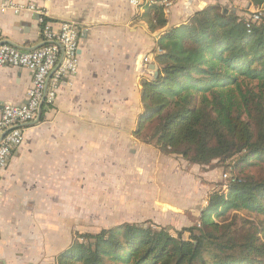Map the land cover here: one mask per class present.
<instances>
[{
    "label": "crops",
    "instance_id": "crops-1",
    "mask_svg": "<svg viewBox=\"0 0 264 264\" xmlns=\"http://www.w3.org/2000/svg\"><path fill=\"white\" fill-rule=\"evenodd\" d=\"M30 4H38L55 28L63 21L79 26L80 61L1 173L0 264H57L76 233L90 232L56 195L90 191L93 176L99 178L93 186L105 191L113 165L108 160L122 159L142 142L134 135L143 109L141 81L159 67L161 36L210 5L240 15L256 10L249 0H177L164 12L166 26L153 30L152 5L145 0L136 6L129 0H0L5 41L23 50L43 43L39 15ZM32 78L30 69L0 67V112L25 101Z\"/></svg>",
    "mask_w": 264,
    "mask_h": 264
},
{
    "label": "trees",
    "instance_id": "trees-1",
    "mask_svg": "<svg viewBox=\"0 0 264 264\" xmlns=\"http://www.w3.org/2000/svg\"><path fill=\"white\" fill-rule=\"evenodd\" d=\"M249 2L261 10L251 27L249 10L240 15L210 5L161 36L159 75L141 81L143 109L134 132L191 164L239 156L228 192L212 193L199 226L177 236L146 223L76 233L57 264H264L257 230L237 233L216 218L229 210L264 215V0ZM151 9L152 29L165 27L163 8Z\"/></svg>",
    "mask_w": 264,
    "mask_h": 264
},
{
    "label": "rangeland",
    "instance_id": "rangeland-1",
    "mask_svg": "<svg viewBox=\"0 0 264 264\" xmlns=\"http://www.w3.org/2000/svg\"><path fill=\"white\" fill-rule=\"evenodd\" d=\"M240 7L246 6L241 3ZM132 148L122 159L108 160L113 165L107 168L105 191L93 186L99 180L93 176L90 191L81 189L56 195L65 202L58 207L64 205L70 213H76V222L84 224V231L93 233L124 223H146L156 229L166 228L177 236L184 228L199 226L201 211L210 195L217 191L228 192L233 177L239 173L235 168L239 156L228 161L216 160L209 165H195L180 155L162 154L142 142ZM255 169V166L246 167L245 171ZM216 218L237 233L257 230L264 243L263 214L229 210L225 216ZM189 236V232L184 233L185 238Z\"/></svg>",
    "mask_w": 264,
    "mask_h": 264
},
{
    "label": "built area",
    "instance_id": "built-area-1",
    "mask_svg": "<svg viewBox=\"0 0 264 264\" xmlns=\"http://www.w3.org/2000/svg\"><path fill=\"white\" fill-rule=\"evenodd\" d=\"M145 1L161 6L168 13L177 0ZM140 2L129 0L133 6ZM27 8L39 15L43 39L40 47L23 50L12 45L5 41L0 28V67L27 68L33 73L25 101L8 103L0 112V176L24 143L27 129L40 121L44 109L49 110L55 105L62 83L73 77L79 68V26L72 21H63L55 28L38 4H30ZM260 16L261 10H254L246 17L247 26L259 21Z\"/></svg>",
    "mask_w": 264,
    "mask_h": 264
},
{
    "label": "water",
    "instance_id": "water-1",
    "mask_svg": "<svg viewBox=\"0 0 264 264\" xmlns=\"http://www.w3.org/2000/svg\"><path fill=\"white\" fill-rule=\"evenodd\" d=\"M225 11H227V9H225ZM158 75H159V67L158 66H155L154 67L153 77H157Z\"/></svg>",
    "mask_w": 264,
    "mask_h": 264
}]
</instances>
